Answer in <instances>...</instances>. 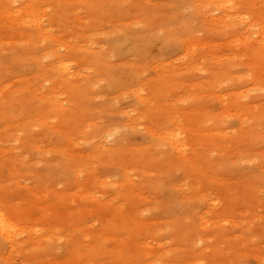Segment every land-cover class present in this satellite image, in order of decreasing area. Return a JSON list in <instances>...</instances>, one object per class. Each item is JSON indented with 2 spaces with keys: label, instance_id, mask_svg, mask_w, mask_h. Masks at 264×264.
<instances>
[{
  "label": "rangeland",
  "instance_id": "374dc122",
  "mask_svg": "<svg viewBox=\"0 0 264 264\" xmlns=\"http://www.w3.org/2000/svg\"><path fill=\"white\" fill-rule=\"evenodd\" d=\"M220 1L0 0V264H264V0Z\"/></svg>",
  "mask_w": 264,
  "mask_h": 264
},
{
  "label": "bare ground",
  "instance_id": "6f19581e",
  "mask_svg": "<svg viewBox=\"0 0 264 264\" xmlns=\"http://www.w3.org/2000/svg\"><path fill=\"white\" fill-rule=\"evenodd\" d=\"M239 1V3H243V2H241V1H244V0H238ZM235 2L237 3V0H235L234 2H233V0H222V1H220L219 2V6H216V7H218L217 9L218 10H220L221 8H224L226 5H228V4H235ZM29 9V8H28ZM28 12V11H27ZM35 11H33V13H34ZM28 13H31V11H29ZM32 18H34V21H33V23H34V32H36L35 34L37 35V37H44V35L46 34L47 35V37L51 40V41H54L53 39V36L51 35V34H49V32L48 31H46V30H44L43 29V27L41 26V23H40V21L38 20V18H37V16H34L33 15V17ZM14 21V23H16L17 22V20L16 19H14L13 20ZM11 24H13V23H11ZM255 25L256 26H260V24L259 23H255ZM260 28L262 29V27L260 26ZM262 36V35H261ZM262 39H264V36H262L261 37ZM263 42V41H262ZM262 42H260V43H262ZM62 47H63V44H62ZM55 59H56V62L53 64V66H52V70L54 71V72H56L57 73V75L59 76V78H60V80L62 81L63 80V67L62 66H60V65H62V63L60 62V61H58V58L57 57H55ZM65 68V67H64ZM67 68V67H66ZM66 70V69H65ZM68 70V69H67ZM66 70V71H67ZM68 71H70V70H68ZM66 73V72H65ZM67 74V73H66ZM53 98H56L55 96H52ZM178 138V135L177 134H175V136H174V140H176ZM19 226V225H18ZM19 229H18V227H17V224L16 223H14V221L10 218V217H8V215L5 213V211H3V210H1L0 209V236H2V237H4V238H6L8 241H9V243L11 244V245H13L14 244V242H15V236L17 235V233L19 232L18 231ZM195 264H198V263H195Z\"/></svg>",
  "mask_w": 264,
  "mask_h": 264
}]
</instances>
